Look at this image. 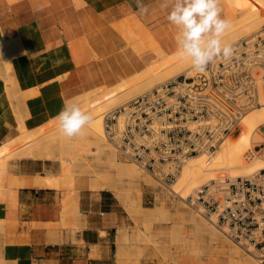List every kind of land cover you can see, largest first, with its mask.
<instances>
[{
    "label": "crops",
    "instance_id": "0c3cea01",
    "mask_svg": "<svg viewBox=\"0 0 264 264\" xmlns=\"http://www.w3.org/2000/svg\"><path fill=\"white\" fill-rule=\"evenodd\" d=\"M144 3L147 15L134 0H0V40L22 48L12 74L0 56V146L35 132L65 102L173 54L177 29L162 0ZM220 7L223 18L242 16L232 0ZM89 186L60 176L50 159L12 161L0 186V264H151L118 256L125 215L108 191Z\"/></svg>",
    "mask_w": 264,
    "mask_h": 264
},
{
    "label": "built area",
    "instance_id": "2783aa9c",
    "mask_svg": "<svg viewBox=\"0 0 264 264\" xmlns=\"http://www.w3.org/2000/svg\"><path fill=\"white\" fill-rule=\"evenodd\" d=\"M233 48L231 60L217 58L203 73H182L106 111L104 137L119 160L149 173L168 199L264 261V169L222 174L187 196L176 189L189 160L204 155L210 164L246 113L264 105V28Z\"/></svg>",
    "mask_w": 264,
    "mask_h": 264
},
{
    "label": "rangeland",
    "instance_id": "374dc122",
    "mask_svg": "<svg viewBox=\"0 0 264 264\" xmlns=\"http://www.w3.org/2000/svg\"><path fill=\"white\" fill-rule=\"evenodd\" d=\"M233 1L237 5L238 9L242 11V16L250 12V10L253 7L252 2H255V0H232V2ZM260 13H262V17L260 18L262 22L261 25L257 27L258 29L256 28L253 32H251V34L249 33L241 36L237 41L231 44L232 46L243 38H247L257 34L260 30L264 28V11H260ZM228 16H229L228 17L229 21L235 20L234 18L231 17L234 16L233 11H231V13H229ZM16 43L17 45L15 48H13L12 46L10 48L8 47L7 49L3 47V43L0 42V56H2V58L5 59V68H6L5 70L6 73L8 74L13 73V65H12V57L14 55L13 50L15 49L22 50L18 40L16 41ZM1 48L4 50H2ZM11 48H13V50L8 51ZM169 61L170 59L168 58V61L165 64L166 65L165 67L167 68L165 69V67H163L162 68L163 70L160 72L161 74L159 73V75L158 74L155 75L152 71L148 72L144 69L143 71L140 72V74H137L131 78H127L128 81L132 79L136 80L130 85L126 86V85H122L121 83H118L119 84L118 86V84H116L118 88L117 86L115 87L116 90L118 89L117 91L119 93L117 92L116 93L117 97L113 99V101H110L112 104L110 102L106 104L107 107L105 106L103 110L102 119L106 111L129 101L130 99L138 96L144 91L155 87L159 83L167 81L182 73H186L188 71L190 72L194 71L187 61H186L187 64L185 61H183L182 65L180 62H178L180 66H177L178 63L175 62L173 66L172 65L173 61H172V63H169V65L167 66ZM158 63H161V61H159ZM145 71L147 72L148 76H146ZM151 72L155 76L151 74ZM149 73L151 75H149ZM138 76L140 78L139 81L137 80ZM15 78L16 77L14 75L10 76L7 79V81L10 82L11 84H15L16 82ZM140 82L141 84H139ZM115 87L113 86V88ZM106 89L107 88L103 87L89 91L68 102L77 103L85 112L89 113L88 111L89 104L87 103L90 101L94 102L95 100L97 101L94 103L96 104L97 102L99 103L98 97L101 95V92L103 91L105 92ZM94 95L96 96L99 95V96L96 97ZM118 95H120L121 97ZM95 119L96 117H93V120L90 124H92L95 121ZM239 132L240 129L239 131L233 134L234 137H237L236 135H238ZM35 134L37 137L40 138L42 143V149L39 152H42L44 154L45 159L51 160V164H53L56 167L57 172L60 176L66 179H72L74 176H82L88 180V182L90 183V187L92 189L102 190L99 188L97 189V187L91 186V183L94 182V176L91 175L93 174L92 170L94 171V169L96 170L99 169V171H101L105 168L103 167L104 158L103 159L101 158L102 160L100 161V159L98 158L99 156L96 155L97 154L95 152L96 148L94 146L86 147L87 148L86 150L84 148V150L79 151V153L80 152L81 153L78 154L77 157L76 156L69 157L68 155L66 156L62 155L65 156L66 158L61 157L60 148L61 147L65 148L69 144L67 141L69 140L71 142L74 139L67 138L61 135V133L58 130V121H56L54 118L45 125H43L42 127L36 128ZM62 138L63 140L66 139L67 141L65 140V142H63ZM30 139L31 138H29V136L24 137L23 139H19L18 140L20 142L19 146L22 145L23 142L26 143ZM255 148L257 149L259 147H255ZM114 151H115V159L121 161L118 159L115 149ZM250 151H252V149H250ZM11 154H13V152L6 157L8 158L9 169L11 167V162L18 159L16 156H12ZM60 157L62 158V160H65V162L69 161L67 162V165L71 167L70 168L71 170L69 169L70 173L67 172V169L65 167H62L64 166L63 165L64 162L59 159ZM69 158H71L70 159L71 161L69 160ZM121 162L134 165L138 169V173L140 174V181L145 182L143 180V178H145L144 176H149L151 179H153L149 175V173L143 171L135 164L125 161H121ZM64 164L66 166V163ZM222 169H219V172H217L216 175L218 177H220L222 173L227 175L231 174L233 176V173L235 172L232 171L233 169L232 170L229 169L230 170L229 172L228 169L226 168H222ZM72 170H76V171L73 172ZM231 171L233 173H230ZM110 174L113 175L115 173L113 170H111ZM152 181H153L152 183H139L140 186L138 187V189L137 188L132 189L131 186L128 185L126 181H125L126 183L123 182L120 185L121 187L119 188L120 190L118 192H116L112 188L103 189L108 191V194L114 197V200L119 204L118 206L119 210L123 211L125 215L126 223L123 226V228L120 229V233H122V238L119 242L120 246L118 252V256L120 258L129 261H138L144 259L150 262L151 264H215L220 262L223 264L225 263L231 264L232 262L235 263L238 261L239 264H250L253 262L254 264H259V263L264 264V261H260L261 260L260 258H258L253 254L247 253L239 246L231 242L223 233H221L217 229V227H215L210 221H208L206 218L200 215L197 211H195L191 207L186 206L181 201H173L168 199L165 190L160 189L158 187V183L154 179ZM183 184L180 185L179 183V187L182 186ZM188 187H189V183L185 185L184 190H181L178 187H176V189L179 190L180 193H182L184 196L188 195L194 188L197 189L196 186L192 185L190 188L191 190H189L186 194ZM205 225H207V227ZM209 227L211 228V230L214 229V231H216L218 234V237H216L214 241L210 238L211 237L209 236L210 234H208L209 232L207 228ZM208 238L210 239V241ZM234 248L235 250H238L239 253L235 250H232Z\"/></svg>",
    "mask_w": 264,
    "mask_h": 264
},
{
    "label": "bare ground",
    "instance_id": "6f19581e",
    "mask_svg": "<svg viewBox=\"0 0 264 264\" xmlns=\"http://www.w3.org/2000/svg\"><path fill=\"white\" fill-rule=\"evenodd\" d=\"M252 5H253V7L248 14L241 16L240 18H237V19H235L233 16H231L235 20L230 21L231 28L226 32V34L224 36V40L226 43L232 44L233 42L237 41L241 36L249 34V33L251 34V32H253L257 27H259L261 25L262 21L260 20V18L262 17V13H260V11H264V0H255V2H252ZM229 13H231V11ZM0 42L3 43V47H5L7 49H8V47L10 48L12 46H13V48H15L17 45L15 40L6 39L3 36L1 37ZM13 48L9 49L8 51L13 50ZM2 50H4V49H2ZM6 54H4V55H6ZM10 54H12V53H10ZM168 58L170 59V61L168 62L167 66L169 65V63H172V61H173L172 65L174 64V62L175 63L180 62L182 65L183 64L182 62L185 61V60H181L175 51L173 54L162 59L161 63H156V64L148 67L145 70L148 72L152 71L155 75H157V74L159 75V73L163 70L162 68L166 66L165 64L168 61ZM178 64H177V66H180V64L179 65ZM186 64H187V62H186ZM166 68L167 67H165V69ZM146 71H145L146 76H148ZM152 72H151V74H153ZM141 74H143V73H141ZM151 74L149 73V75H151ZM139 79L140 78L138 76L137 80L139 81ZM134 81H136V80L132 79V80L128 81L127 79H122L121 82H119V83L127 86V85H130L131 83H133ZM139 84H141V82ZM139 84H137V85H139ZM115 86H117V85H115ZM118 86H119V84H118ZM118 86H117V88H118ZM130 89H132V88H130ZM117 90H116V87L115 88L109 87L106 89L105 92L103 91L104 93L101 92V95L100 96L98 95L99 97L94 95V96L98 97L99 103L97 102V104L94 103L97 100H95L94 102H91L89 100L90 102L87 103V104H89L88 105L89 106L88 111H89V113H91V115L93 117H96L95 121L92 124H90L89 126H86L85 134L83 136L73 137V139H74V140H72L73 142L72 141L70 142L69 140L67 141L65 139L69 144L67 146L65 145L66 146L65 148L64 147L60 148L61 149L60 150L61 151V153H60L61 157L66 158L65 157L66 155H68L69 157H74V156L77 157L78 154L81 153V152L79 153V151L84 150V148L86 150L87 149L86 147L94 146L96 148L95 152L97 153V154L96 153L95 154L99 156L98 158L100 159V161L104 158V162H103L104 166L103 167H105V168L101 171H99L98 168H97L98 170L94 169V171L91 169L93 174H91V173L90 174L94 176V182L91 181L92 182L91 186L97 187V189L98 188L99 189H109V188L111 189L112 188L116 192H118L120 190L119 189L121 187L120 185L125 181L127 182L128 185L131 186L132 189H136V188L138 189V187L140 186L139 183H152L153 182L152 181L153 179H151L149 176H144L145 178H143V180L145 182L140 181V174L138 173V169L134 165L126 164L124 162L116 160L114 148H112L108 144V142L106 141V139L104 137V122L102 119V113H103V110H104L106 104L109 103L110 101H113V99H115L117 97V94H116L118 92ZM148 90H150V89H148ZM118 96H120V95H118ZM85 103H86V100H85ZM21 128H22V125H21ZM29 130H31V129H29ZM27 136H29V138H31V139L28 140L26 143L23 142V144L20 146H19L20 142L18 140L13 141L11 143H4L3 145L0 146V186H4L5 177H6L8 170H9L8 158H6V157L10 153L13 152V154H11V155L16 156L17 158H30V157L44 158V154L42 152H39L42 149L41 140L39 137L36 136L34 130H33V133H32V131L31 132L29 131L27 133ZM236 136L237 137H234V135H233V136H228L225 138V140L219 146L217 153L214 156V158L210 164H208V165L206 164V157L204 155H198V156L193 157L191 160H189L188 163L183 168L182 174H181L178 182L176 183V187L180 188L181 190H184L185 185L187 183H189V187L186 191V194H187V192L189 190H191L190 188L192 185L199 188L201 184L209 183L213 179H217L218 176L216 174H217V172H219V169H222V168L228 169V172L233 169L232 171H235V172L234 173L232 171L230 172V173H233V176L230 174L232 177L246 176V175H250L256 171H259L260 169H264V105L260 106V107L253 108L246 113V115L243 117L241 124H240V132ZM62 140H63V138H62ZM65 140H63V142H65ZM255 147H259V148L255 149ZM250 149H252V151L255 149V151H256L255 155L252 157H249L247 155V153H249ZM10 150H12V151H10ZM62 155H65V156H62ZM61 157L59 159L61 161H63L64 163H66V166L63 163L64 166H62V167H65L67 169V172L70 173L69 169L71 167L69 165H67V162H69V161L65 162V160H62ZM70 159L71 158H69V160ZM129 163H131V162H129ZM106 167H107V169H106ZM83 169H84V167H83ZM111 170L114 171V173H115V174H113L114 176L112 174H110ZM72 171L74 172L76 170H72ZM222 171H223V169H222ZM179 183H180V185L183 183L184 184L179 187ZM195 189L196 188H194L189 194L193 193ZM185 196H187V195H185ZM205 226L207 227V225H205ZM207 230L209 232L208 234H210L209 236H211L210 238L214 241L215 238L218 237L217 232L214 231V229L211 230L210 227L207 228ZM209 241H210V239H209ZM210 245H211V243H210ZM232 250H235V248ZM235 251L238 252V250H235ZM237 263L239 264V261L235 262V263L232 262L231 264H237ZM250 264H254V262L250 263ZM259 264H261V263H259Z\"/></svg>",
    "mask_w": 264,
    "mask_h": 264
},
{
    "label": "clouds",
    "instance_id": "9594fccd",
    "mask_svg": "<svg viewBox=\"0 0 264 264\" xmlns=\"http://www.w3.org/2000/svg\"><path fill=\"white\" fill-rule=\"evenodd\" d=\"M134 3L140 15L148 14L144 0ZM160 7L166 11L169 24L177 29V55L189 62L194 71L203 73L217 58L232 59L235 50L224 40L231 23L221 15L220 0H162ZM58 63L54 62V66ZM54 119L61 135L73 138L85 134L93 116L77 103L65 102ZM10 264H18V260Z\"/></svg>",
    "mask_w": 264,
    "mask_h": 264
}]
</instances>
